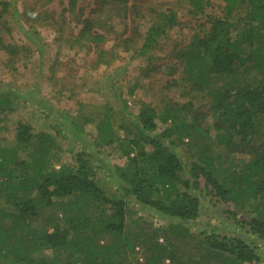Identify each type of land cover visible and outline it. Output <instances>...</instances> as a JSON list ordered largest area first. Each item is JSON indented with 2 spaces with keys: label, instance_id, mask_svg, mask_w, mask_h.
I'll return each mask as SVG.
<instances>
[{
  "label": "trees",
  "instance_id": "16d2710c",
  "mask_svg": "<svg viewBox=\"0 0 264 264\" xmlns=\"http://www.w3.org/2000/svg\"><path fill=\"white\" fill-rule=\"evenodd\" d=\"M93 3L94 12L142 16L143 7L129 8L128 0ZM188 3L189 13L203 14L208 1ZM222 3L221 17L207 16L191 43L174 57L187 72L190 90L205 92L211 99L213 110L227 124L226 132L210 138L200 130L207 113L192 104L171 101L159 108L143 104L137 121L127 126H116L109 109L100 118L85 119L84 128L94 126L96 154L111 148L125 160L124 166H113L121 188L109 195L98 179L102 159L81 151L73 164H62L64 151L57 134L36 132L19 122L12 144L2 145L0 140V259L9 264H138L141 254L143 264L259 261L240 239L203 233L202 240H197L185 226L199 217L200 201L192 192L200 191L203 179L216 202L253 207L256 215L249 223L250 231L264 240V143L256 142L264 121V0ZM2 5L5 11L7 6ZM159 17L163 24L150 25L143 35L120 39L116 46L133 51L137 39L138 54L155 50L156 39L176 26L172 13ZM1 47L9 50L0 40ZM9 51L16 55L20 49ZM16 97L0 91V133L6 130L8 116L19 108ZM69 123L68 137L79 135L73 118ZM159 124L164 128L157 132ZM202 138L208 143L201 145ZM215 140L225 154L209 144ZM175 141L195 150L198 162L185 164L172 150ZM238 163L242 167L235 169ZM126 198L169 221L163 220L165 226L159 227L142 221L130 228ZM181 241L191 246V254L182 255Z\"/></svg>",
  "mask_w": 264,
  "mask_h": 264
},
{
  "label": "rangeland",
  "instance_id": "374dc122",
  "mask_svg": "<svg viewBox=\"0 0 264 264\" xmlns=\"http://www.w3.org/2000/svg\"><path fill=\"white\" fill-rule=\"evenodd\" d=\"M207 1L203 14H191L188 0H128L129 8L143 7L141 18L134 19L132 13L117 17L110 10L94 12L93 0H0L1 44L7 45L9 50L20 49L18 54L12 55L9 50L0 48V91L12 93L20 100L16 114L8 116L4 123L6 130L0 133L2 145L13 143V130L18 122L28 121L36 132L57 134V142L64 151L62 164H73L75 155L81 151L103 160L99 164L98 179L112 195L115 189L121 188L113 166H124L125 160L111 148L96 154L92 147L94 126L84 128L82 122L85 119L100 118L109 109L116 126H127L131 121H137L143 104L159 108L171 101L189 103L207 113L200 130L210 138L217 133L224 134L227 124L220 118V112L213 110L205 92L190 90L185 80L187 72L174 57L178 50L191 43L207 16L221 17L222 0ZM2 4L7 6L5 11ZM171 13L176 26L156 39L155 50L138 54L140 42H136L137 39L133 40V51L116 46L120 39L132 38L134 33L143 35L150 25L163 24L165 20L159 14ZM240 17L241 14L237 19ZM9 58L17 61L11 63ZM29 99L41 103H34L38 110L33 103L27 104ZM69 118L78 125L79 135L68 137ZM219 124L220 128H217ZM158 127L157 132L164 128L161 124ZM120 135L123 136L124 131ZM259 135L257 144L264 143V121ZM198 141L201 145L208 143L203 138ZM184 144L190 143L184 140ZM209 144L215 152L225 154L223 145L217 140ZM182 145L175 141L172 150L185 164L197 163V153L193 155L195 150L189 151ZM249 159L244 158L245 162ZM234 167L240 169L242 163L234 164ZM192 193L198 196L200 209L196 221L185 223L190 236L202 240L200 235L206 233L240 239L248 243L259 258L252 264H264V240L254 236L249 227L251 218L256 215L253 207L245 203L241 206L216 202L210 189L205 188L203 179L200 191ZM125 202L129 207L126 222L130 228L142 221L156 227L165 226L164 221H169H163L130 198ZM180 249L183 256L192 253L191 246L186 243L180 245ZM43 255L50 257L49 252ZM137 257H141L137 263L143 264L142 255ZM0 264L9 263L0 259Z\"/></svg>",
  "mask_w": 264,
  "mask_h": 264
},
{
  "label": "crops",
  "instance_id": "0c3cea01",
  "mask_svg": "<svg viewBox=\"0 0 264 264\" xmlns=\"http://www.w3.org/2000/svg\"><path fill=\"white\" fill-rule=\"evenodd\" d=\"M17 98V97H16ZM20 101V100H19ZM27 102V104L28 105H31V102L29 101V100H27L26 101ZM30 103V104H29ZM37 104V103H36ZM33 106L35 107V105H34V103H33ZM36 108V107H35ZM36 110H38V108H36ZM14 114H16V111L14 112V113H12V114H10L9 116H11V115H14ZM11 117H13V116H11ZM10 117V118H11ZM9 118V117H8ZM43 122V121H42ZM19 123V122H18ZM20 123H25V124H29L30 126H32V124H30L28 121L27 122H20ZM34 129V128H33ZM44 132V131H43Z\"/></svg>",
  "mask_w": 264,
  "mask_h": 264
}]
</instances>
